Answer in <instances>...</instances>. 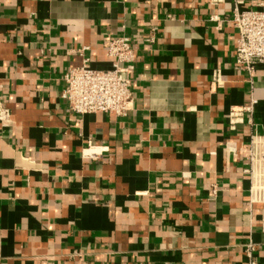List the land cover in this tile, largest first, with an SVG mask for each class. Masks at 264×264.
Instances as JSON below:
<instances>
[{
    "label": "crops",
    "instance_id": "crops-1",
    "mask_svg": "<svg viewBox=\"0 0 264 264\" xmlns=\"http://www.w3.org/2000/svg\"><path fill=\"white\" fill-rule=\"evenodd\" d=\"M235 9L0 0V100L12 113L0 123V264H246L249 243L264 264V173L253 197L245 172L252 139L264 144V64L252 79L236 67ZM120 36L139 43L133 111L73 114L65 75L86 59L110 69L106 40ZM253 99L232 130L231 109Z\"/></svg>",
    "mask_w": 264,
    "mask_h": 264
},
{
    "label": "built area",
    "instance_id": "built-area-1",
    "mask_svg": "<svg viewBox=\"0 0 264 264\" xmlns=\"http://www.w3.org/2000/svg\"><path fill=\"white\" fill-rule=\"evenodd\" d=\"M212 3H223L226 0H211ZM235 12L233 24L238 31L236 43V67L246 71L251 79L256 75L257 67L264 64V10H241L246 0H233ZM158 30L151 28L142 43L147 51L157 42ZM138 41L127 36L110 37L106 40V55L111 60L108 70L91 68L89 60H84L80 67L72 68L66 75V88L63 94L70 112L75 115L105 113L116 117H127L134 109L133 78L135 63L138 57ZM224 86L221 71L215 70L211 89ZM257 104L252 100L248 107H235L229 113L232 130L244 122L245 113L253 111ZM0 123L4 127L12 124V113L0 100ZM230 145H228V148ZM230 151H235L232 147ZM251 181L253 196L254 182L260 180L264 173V144L252 139L245 171ZM210 194L216 198L219 187L213 185ZM254 197V196H253ZM246 264H258L254 255L255 246H246Z\"/></svg>",
    "mask_w": 264,
    "mask_h": 264
}]
</instances>
